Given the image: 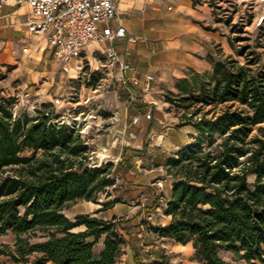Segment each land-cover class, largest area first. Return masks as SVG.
Returning <instances> with one entry per match:
<instances>
[{"label": "trees", "instance_id": "trees-1", "mask_svg": "<svg viewBox=\"0 0 264 264\" xmlns=\"http://www.w3.org/2000/svg\"><path fill=\"white\" fill-rule=\"evenodd\" d=\"M249 40L228 37L244 62L208 55L212 71L197 90L165 95L196 133L166 158L172 186L163 202L170 220L150 228L192 243L202 264H232L222 251L264 264V65L257 69ZM15 103L14 96L0 97V234L15 238L13 246L0 245V256L12 264H115L124 245L120 220L63 212L78 200L95 202L111 187L113 164L87 165V143L74 125L55 118L49 103L31 114H16ZM100 238L103 248L95 255Z\"/></svg>", "mask_w": 264, "mask_h": 264}, {"label": "crops", "instance_id": "crops-1", "mask_svg": "<svg viewBox=\"0 0 264 264\" xmlns=\"http://www.w3.org/2000/svg\"><path fill=\"white\" fill-rule=\"evenodd\" d=\"M250 1L252 0H116V16L112 24L123 25L126 35L134 37L135 41L131 42L127 37L119 39L115 48L131 67L122 70L118 64H108L102 50L103 43H97L83 49L79 60L84 66L86 64L91 67L87 73L86 68L80 73L74 69L69 72L61 70L46 39L33 35L27 28L28 21L33 17L31 7L26 2L9 0L0 7V74L17 63L25 65L35 61L43 69L32 73L28 82L34 83L35 78L46 73L47 58L50 55L60 74H74L72 78H77L80 74L89 77L92 70L108 66L105 82L98 88L91 86V97L95 98L94 112L102 109L111 116H98V121L95 122L98 126L96 133L92 132V137L89 138L91 145H88L91 152L100 149L106 156L105 159L113 164L111 176L115 178V183L111 187H122L121 190L115 189L106 199L117 200L112 206L116 208L119 201L125 202L144 189L136 184L151 183L159 173L163 178L159 185L164 181L165 189L156 196L159 198L154 197L153 200H156L157 207L165 210L163 200L172 186V180L164 169L166 158L189 143L196 133L192 124L184 123L180 113L173 115V105L166 101L165 95L177 94L185 89H198L212 71L208 55L216 58L219 56L217 49H225L228 42L224 31L226 25L222 17L216 14L215 7L233 2L246 5ZM254 1L264 6V0ZM25 46L27 50L23 51ZM100 57L104 58L106 64L101 62ZM146 74H152L154 80L151 91L145 94L142 91V81ZM134 79L138 83H133ZM53 81L52 78L41 85H31L26 92L30 94L35 91L33 93H38L42 101L46 102L48 85L53 84ZM38 87L40 88L36 90ZM151 110L153 119H146L145 113ZM114 114L118 116V121L113 120ZM170 115L176 120L174 123L168 121ZM136 116H139L138 120L134 119ZM149 137L151 139L148 143ZM127 138H135L136 145L140 143L143 146L138 151L135 144L130 143ZM167 145L173 147L171 151L165 152L163 146ZM134 154L140 157L136 158ZM96 200L100 203H91L87 210L75 213H92L93 216L108 219L112 213L101 215V208L108 201ZM141 215L143 214L139 213L138 218ZM165 216L168 219L162 225L170 220L169 215Z\"/></svg>", "mask_w": 264, "mask_h": 264}, {"label": "rangeland", "instance_id": "rangeland-1", "mask_svg": "<svg viewBox=\"0 0 264 264\" xmlns=\"http://www.w3.org/2000/svg\"><path fill=\"white\" fill-rule=\"evenodd\" d=\"M215 8L216 14L222 17L224 25H226V27L224 26V31L227 38L230 35L232 37L240 35L250 38L246 43L250 45L251 49L256 51L258 55V64L256 67L258 70L262 69L264 65V47L261 46L260 39H262V37L260 38L259 35L261 34L260 27H264V6L252 0L247 2L246 5H238L233 2L231 4L225 3ZM238 25L243 28L241 32H237L236 27ZM241 43L245 42H238L236 45ZM217 52L221 53V55H219L220 57L232 54L240 62H244L245 60L244 57L236 55L229 41L225 49L219 47ZM48 58L46 73L39 78H35L34 83L33 81H28L32 77V73L43 69L39 63L35 61L28 62L25 65L17 63L14 66L6 68L4 73L0 74L2 77L0 79V97L14 96L16 98V103L13 111L16 114L21 112H28L31 114L40 106L43 99L38 93L34 94L35 91L28 94L26 90H28L31 85H41L45 81H50L53 78V84L48 85L49 89L46 92L48 95L46 103H49L47 109L53 113L59 122L74 125L79 130L85 143L91 145L89 138L92 137V132L96 133V128L98 126L95 122L98 121V116L102 118L111 116L108 111L102 109L94 112L96 103H94L93 100L95 98L91 97L93 94L91 88H98L105 82L107 78L106 73L109 71V68L108 66H100V70H92L89 77L80 74L77 78H72L74 74H60L59 68L55 62L52 61V55ZM100 59L103 64H106L103 57H100ZM90 67L91 66L85 64L84 68L87 69L86 73L90 70ZM39 88L40 87L35 89L38 90ZM171 107L174 111V114L172 113L173 115H177V113L182 115V109ZM150 115V118H145L149 120L153 119L152 110L150 111ZM173 115H170L168 119L171 123L176 121L171 118ZM150 139L149 137L148 143ZM127 140L135 144L138 151L143 146V144L140 143L136 145L135 138H127ZM172 147L173 145H167L163 146V149L167 152L171 151ZM95 151L96 152H91L89 149V156L86 160L87 165L97 167L96 165L101 161L103 162H101L100 165L111 163L110 160L100 159L99 154L102 153L100 149H96ZM25 154H29V152L26 151ZM135 157L139 158L140 155H135ZM135 170L138 171V168ZM253 178V175H248L249 182H252ZM160 180H163L162 174L158 173L157 177L151 181V183L155 182V184H136L143 186L144 189H142L141 192H137L134 197H130L125 202L119 201L120 204L116 208H112V206L117 200L113 198L106 199V197L112 195L115 189L121 190L122 187H110L106 189L107 193L104 191L98 194L97 199L108 201L107 205L102 206L101 215L107 216L112 213L108 219L114 218L115 221L120 220L121 223L117 229L124 239V245L122 254L115 264H202L194 257L192 243H187L185 245L179 244L174 239L161 237L151 230L150 225H162V223H165L168 219L162 207L155 206V210H153L154 208H152L151 204L154 201L153 198L160 195L162 189H165L164 181L161 182V186L159 185ZM91 203L100 202L97 200L95 202L78 200L66 207L63 212L68 217L73 218L76 214L75 212L87 210L88 205H91ZM139 213L143 215L138 218ZM90 214L93 216L92 213ZM81 228L82 227L78 229ZM102 239L103 238H100L94 244L93 251L95 255H98L99 251L103 248ZM14 240V235L9 232L0 234V245L13 246ZM146 248L148 250H145ZM134 251H136V259L134 258ZM221 256L225 261L232 264H249L245 260L238 259L230 252L222 251ZM255 263L260 264L258 261ZM0 264H12V261L9 257L1 255Z\"/></svg>", "mask_w": 264, "mask_h": 264}, {"label": "built area", "instance_id": "built-area-1", "mask_svg": "<svg viewBox=\"0 0 264 264\" xmlns=\"http://www.w3.org/2000/svg\"><path fill=\"white\" fill-rule=\"evenodd\" d=\"M9 0H0V7ZM26 2L33 17L28 21L30 33L44 37L52 48L61 70L77 72L84 70V64L79 59L83 49L88 45L103 43V54L108 64H118L119 67L129 69L130 63L120 55L115 43L127 37L131 42L132 36L126 35L123 25L112 24L116 16V0H11ZM27 50V46L23 47ZM77 60V61H76ZM154 76L146 74L142 81V91H151ZM133 83H138L136 79ZM150 118V111L144 115ZM139 119V116L134 118ZM113 120L118 121L116 114ZM145 250H148L147 248Z\"/></svg>", "mask_w": 264, "mask_h": 264}, {"label": "bare ground", "instance_id": "bare-ground-1", "mask_svg": "<svg viewBox=\"0 0 264 264\" xmlns=\"http://www.w3.org/2000/svg\"><path fill=\"white\" fill-rule=\"evenodd\" d=\"M101 160H104L106 158V156L102 153L99 154ZM97 166H100V164H97Z\"/></svg>", "mask_w": 264, "mask_h": 264}]
</instances>
